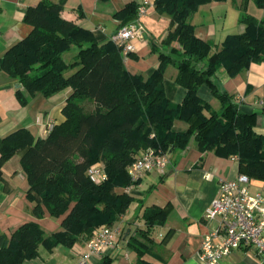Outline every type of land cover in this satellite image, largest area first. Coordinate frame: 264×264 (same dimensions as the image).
Wrapping results in <instances>:
<instances>
[{"label": "trees", "instance_id": "obj_1", "mask_svg": "<svg viewBox=\"0 0 264 264\" xmlns=\"http://www.w3.org/2000/svg\"><path fill=\"white\" fill-rule=\"evenodd\" d=\"M207 1L155 0L157 11L171 18V30L162 40L170 50L161 51L150 41L160 64L149 77L131 73L114 41L99 42L93 31L65 19L57 2L41 0L27 7L23 21L30 31L0 58V70L27 92L16 90L23 104L37 94L48 97L69 87L72 92L62 110L65 120L54 124L46 137L19 128L0 138V177L3 164L19 153L34 217L41 219L47 211L63 218L61 228L51 233L35 220L24 222L9 237L0 233V264H24L38 257L40 245L48 250L59 244L72 247L81 238L88 241L94 229L114 224L134 199L117 189L131 183L128 167L148 148L169 154L194 140L201 152L236 156L241 173L264 180V135L254 129L257 112L245 111L218 78L221 68L235 76L250 63L264 61V17L242 8L244 31L228 35L211 52L213 44L197 37L191 21ZM253 1L264 9V0ZM138 7L132 1L114 16L128 23ZM170 63L177 69L174 80L187 90L181 103L166 94L163 80ZM203 85L220 101L219 108L201 98ZM179 122L187 127L178 128ZM96 162L108 175L102 183L88 176ZM166 215L165 208L147 209L148 230L162 224Z\"/></svg>", "mask_w": 264, "mask_h": 264}, {"label": "crops", "instance_id": "obj_2", "mask_svg": "<svg viewBox=\"0 0 264 264\" xmlns=\"http://www.w3.org/2000/svg\"><path fill=\"white\" fill-rule=\"evenodd\" d=\"M41 0H0V58L9 47L29 33L30 28L23 18L27 7L36 5ZM62 6L61 14L65 19L93 31L99 42L112 40L113 34L122 26L133 22L137 16L123 23L114 16L115 12L123 10L127 3L135 1L141 4L144 0H52ZM154 4L144 17L145 38L135 40L136 51L126 54L120 48L127 69L133 74L149 77L160 64L158 53L152 51L151 42L156 48L169 52L170 47L163 41L171 30V18L160 14ZM240 2V3H239ZM217 2L203 8L191 16L195 25L197 37L213 44L211 52L219 46L230 34L244 31L240 25L239 16L242 8H246L258 18L264 17V9L258 8L253 0H235L237 7V31L226 29V22L217 23L213 12ZM206 9L212 14V19L203 18ZM227 13H225L226 15ZM213 22V23H212ZM151 41V42H150ZM247 71L230 76L224 68L218 75L224 90L235 95L242 101V108L247 112L256 111V132L264 135V61L250 63ZM177 73L172 63L168 64L164 76L166 94L174 103H181L187 92L174 79ZM23 87L12 79L5 71L0 70V138H4L19 128H28L36 138L46 137L49 125L65 120L63 108L72 89L66 88L52 96L37 94L28 98L27 104L21 103L16 94L17 88ZM207 85L200 88L199 95L215 108L220 107V101L210 92ZM89 108L94 106L88 101ZM178 128L187 126L182 122ZM192 140L189 146L182 150L169 152V163L164 174L154 170L146 172L136 186L128 192L134 199L127 210L122 213L114 224L109 226L121 229L117 245L107 249L102 254L94 255L87 264H103L109 259V264H204L200 258V248L204 237L218 226V220L207 222L204 219L206 209L219 193L220 182L238 177L241 173L238 160L231 156L215 155L212 151L201 152ZM1 155V153H0ZM21 155L15 154L2 166L0 177V233L8 237L13 230L27 221H38L46 232L51 233L61 228L62 218H53L46 211L45 216L37 219L32 214L33 202L27 198L29 187L25 173L18 171ZM249 188L252 192H264V180L250 178ZM125 191L126 188H118ZM150 208H165L167 215L162 224L148 230L144 212ZM156 233V238L153 234ZM158 236V237H157ZM135 242L137 246L130 244ZM141 249V250H140ZM87 251V240L81 238L68 247L59 244L52 250L39 246L38 257L27 260L24 264H77ZM140 252V253H139ZM142 252V254H141ZM256 250L239 248L223 257L222 264H264Z\"/></svg>", "mask_w": 264, "mask_h": 264}, {"label": "built area", "instance_id": "obj_3", "mask_svg": "<svg viewBox=\"0 0 264 264\" xmlns=\"http://www.w3.org/2000/svg\"><path fill=\"white\" fill-rule=\"evenodd\" d=\"M152 0L141 2L137 11V19L122 26L113 36L114 41L126 54L136 51L135 40L145 38V26L142 21L148 13ZM264 106V100H262ZM49 125V130L52 129ZM238 160L236 156H231ZM169 154L160 149L148 148L128 167L131 183L126 186L130 192L146 172L158 171L164 174ZM88 176L102 183L108 175L101 162L92 164ZM250 177L240 173L238 177L220 182L219 193L206 209L204 219L207 222L218 220V226L212 229L203 239L200 258L204 264H222L223 257L239 248H252L264 261V192H252L249 188ZM121 229L111 226H101L94 229L87 241V251L77 264H87L94 255L102 254L107 249L117 245ZM155 236V237H154ZM156 238V233L153 234ZM158 237V236H157Z\"/></svg>", "mask_w": 264, "mask_h": 264}, {"label": "rangeland", "instance_id": "obj_4", "mask_svg": "<svg viewBox=\"0 0 264 264\" xmlns=\"http://www.w3.org/2000/svg\"><path fill=\"white\" fill-rule=\"evenodd\" d=\"M213 2H217L215 4L216 7H214V10H213L215 17L217 19V23L219 24V20H221V22L224 21V22H226V24L224 25V26H226V29H228V30L230 29L233 32L237 31V25L236 24H237V18H238V16H237L238 9H237V7H235L233 5L234 0H210V1H207L203 4H201L203 6L202 10H203V8H205L204 6L209 8L211 6L210 4H212ZM197 10L195 12H197ZM207 11H209V10L206 9V12H205V15L203 16V18L206 17L207 19H210V18L212 19V14H211L212 11H210V13ZM225 13H227V14L225 15ZM143 22H144V20H143ZM83 103L84 104L87 103V100L83 101ZM87 105L89 107V104H87ZM18 171H20L21 173H25L21 163L19 164Z\"/></svg>", "mask_w": 264, "mask_h": 264}]
</instances>
